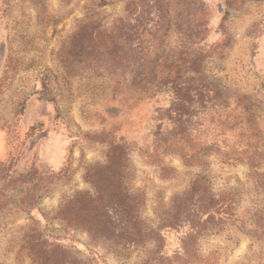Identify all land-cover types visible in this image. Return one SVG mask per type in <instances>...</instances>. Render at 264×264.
Instances as JSON below:
<instances>
[{
  "label": "rangeland",
  "instance_id": "1",
  "mask_svg": "<svg viewBox=\"0 0 264 264\" xmlns=\"http://www.w3.org/2000/svg\"><path fill=\"white\" fill-rule=\"evenodd\" d=\"M92 166L148 228L201 179L228 215L179 264H264V0H0V264H144L66 230Z\"/></svg>",
  "mask_w": 264,
  "mask_h": 264
},
{
  "label": "trees",
  "instance_id": "2",
  "mask_svg": "<svg viewBox=\"0 0 264 264\" xmlns=\"http://www.w3.org/2000/svg\"><path fill=\"white\" fill-rule=\"evenodd\" d=\"M108 168L90 167L86 179L95 192H79L62 207L66 230L82 229L98 238L134 247H146L155 235L153 237H156L158 244L148 250L144 264L152 260L159 264H179L183 255L192 261L201 234L223 229L229 204L225 200L215 199L201 179L174 200L171 209L155 228L146 227L137 196L124 185L123 176H116V171L104 176V169ZM72 212L75 215L73 222L70 216ZM171 231L177 233L176 244L171 252H166L163 243ZM32 249L35 252L36 245Z\"/></svg>",
  "mask_w": 264,
  "mask_h": 264
}]
</instances>
